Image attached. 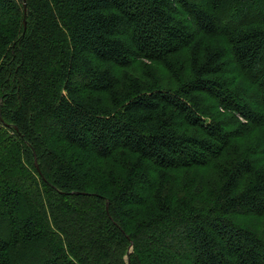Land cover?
I'll return each instance as SVG.
<instances>
[{
  "label": "trees",
  "instance_id": "16d2710c",
  "mask_svg": "<svg viewBox=\"0 0 264 264\" xmlns=\"http://www.w3.org/2000/svg\"><path fill=\"white\" fill-rule=\"evenodd\" d=\"M24 3L0 0V264H264L261 0Z\"/></svg>",
  "mask_w": 264,
  "mask_h": 264
},
{
  "label": "rangeland",
  "instance_id": "374dc122",
  "mask_svg": "<svg viewBox=\"0 0 264 264\" xmlns=\"http://www.w3.org/2000/svg\"><path fill=\"white\" fill-rule=\"evenodd\" d=\"M263 2V3H262ZM243 4V3H242ZM241 4V5H242ZM261 4H263L264 5V1L263 0H261ZM164 71H163V68L162 67H158V74L159 75H162V73H163ZM250 138L251 137H248V142L247 143H249V141H250ZM122 161H123V159H122V155L121 156H117L116 158H111V159H104V160H100L98 163H100V164H103V165H107L106 167H109V166H112V167H114V168H116V170L117 171H120V167H121V164H122ZM94 165H96L95 164V162H92V166H94ZM109 165V166H108ZM99 165H97V167H98ZM123 166V165H122ZM127 173L128 172H124L123 173V178L125 179V180H127L128 181V178L126 177V175H127ZM173 176V175H172ZM122 177H120V179H121ZM139 180H141L140 178H138L137 179V181H139ZM126 182V181H125ZM140 184V183H139ZM242 221L243 220H248V221H250V220H252L251 221V223H252V225H257V227L258 226H260L261 225V228L262 229H264V218H262V219H258V216H256V215H249V214H247V219L246 218H243V219H241ZM157 230V229H156Z\"/></svg>",
  "mask_w": 264,
  "mask_h": 264
},
{
  "label": "water",
  "instance_id": "95a60500",
  "mask_svg": "<svg viewBox=\"0 0 264 264\" xmlns=\"http://www.w3.org/2000/svg\"><path fill=\"white\" fill-rule=\"evenodd\" d=\"M24 6H25V9H27V4H26V0H25V3H24ZM26 24V23H25Z\"/></svg>",
  "mask_w": 264,
  "mask_h": 264
}]
</instances>
